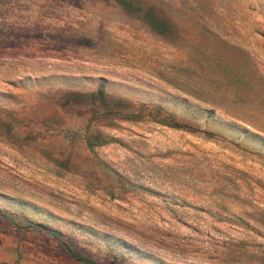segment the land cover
Returning a JSON list of instances; mask_svg holds the SVG:
<instances>
[{"label": "rangeland", "instance_id": "374dc122", "mask_svg": "<svg viewBox=\"0 0 264 264\" xmlns=\"http://www.w3.org/2000/svg\"><path fill=\"white\" fill-rule=\"evenodd\" d=\"M66 244L264 264V0H0V264Z\"/></svg>", "mask_w": 264, "mask_h": 264}, {"label": "trees", "instance_id": "16d2710c", "mask_svg": "<svg viewBox=\"0 0 264 264\" xmlns=\"http://www.w3.org/2000/svg\"><path fill=\"white\" fill-rule=\"evenodd\" d=\"M28 226H31V225H28ZM50 234H52L53 236H55L56 238H61V234L56 232V231H53V230H47ZM66 248L70 254L71 257H73L74 259L78 260V261H81V262H84V263H87V264H101V263H97L95 261H92L88 258H85L81 255H79L78 253H76L69 245L66 244Z\"/></svg>", "mask_w": 264, "mask_h": 264}]
</instances>
